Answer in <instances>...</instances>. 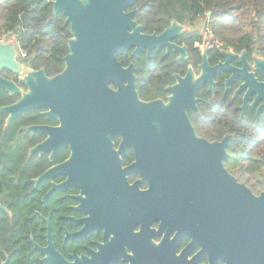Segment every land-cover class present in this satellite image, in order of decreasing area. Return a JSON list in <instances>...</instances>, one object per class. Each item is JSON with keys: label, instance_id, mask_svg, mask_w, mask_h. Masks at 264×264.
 Here are the masks:
<instances>
[{"label": "flooded vegetation", "instance_id": "1", "mask_svg": "<svg viewBox=\"0 0 264 264\" xmlns=\"http://www.w3.org/2000/svg\"><path fill=\"white\" fill-rule=\"evenodd\" d=\"M135 10L137 22L139 9L131 7L127 12ZM171 24L152 33L141 25L142 33L161 36ZM179 26L180 32L169 43L184 53L156 47L151 56L148 48L137 55L135 48L117 54V59L120 54L125 59L126 53L142 55L139 63L127 66L118 59L124 68L135 66L139 99L168 104L173 97L170 89L180 85L179 79L185 80L190 72L194 83L202 76L205 61L209 68L226 65L211 75L212 88L210 79L198 88L197 111L186 107L196 135L210 143L230 136L228 154L241 131L264 134V100L256 101L258 93L249 89L252 83L264 84V73L256 68V60L264 58L247 50L237 52L220 42L203 47L196 42L191 47L189 27ZM1 43L8 41L2 39ZM18 74L0 71L3 78L19 85L24 79L20 81ZM189 83L190 78L183 84L182 93L190 90ZM245 83L251 85L242 88ZM110 87L117 90L115 84ZM32 112L56 121L32 126H59L57 119L44 115L46 109ZM5 116L3 131L16 120L8 123ZM13 130L12 143L0 145V264H264V234L260 240L253 224L245 231L243 226L234 229L226 223L218 233L197 237L179 232L173 222L164 219L160 199L146 194L153 160L138 158L132 146L124 145L120 151L122 135L116 136L113 152L106 143L96 142L93 155L79 159V166L73 168L76 173L95 174L94 197L88 199L81 187L69 183L64 164L72 157L70 146L37 152L47 136L25 129L32 137L28 149L21 151L19 129L15 125ZM46 174L51 177L37 183ZM239 183L256 196L264 192V185L260 192H254L251 186Z\"/></svg>", "mask_w": 264, "mask_h": 264}, {"label": "water", "instance_id": "2", "mask_svg": "<svg viewBox=\"0 0 264 264\" xmlns=\"http://www.w3.org/2000/svg\"><path fill=\"white\" fill-rule=\"evenodd\" d=\"M134 2L52 0L54 14H63L70 27L65 70L53 78H48L43 69L28 70L17 60V45L1 43L0 71L26 72L23 84L27 90L0 75V89L20 96L15 104L0 108V114L7 115L9 123L29 111L46 109V117L57 119V127L32 126L26 131L47 136L35 149L37 152L70 146L72 157L64 166L69 183L81 187L85 198L94 197L91 193L95 192V174L76 173L73 168L79 166L77 161L90 157L96 142L106 143L113 152L116 136L122 135L120 151L132 146L138 158L153 160L146 194L160 199L164 219L173 222L179 232L198 237L218 233L226 223L234 229L243 226L245 231L253 224L261 240L264 192L254 195L227 170L226 150L231 137L212 143L199 138L186 113V107L197 111L196 93L201 84L227 66L209 68L205 61L203 74L194 83L190 72L185 80L179 79L180 85L170 89L173 97L168 104L142 102L136 91L135 66L124 68L117 54L130 48H135L134 55L148 48V56L156 47L182 53L184 49L169 43L181 30L176 22L161 36L144 35L143 27L134 20L138 10L127 12ZM256 68L264 73V60L257 59ZM188 78L190 90L182 93ZM210 82L212 88L213 79ZM248 85L251 84L245 83L242 88ZM252 85L249 89L258 93L256 101L264 100V84ZM99 137L105 141L95 139ZM49 177L50 174L43 175L37 183Z\"/></svg>", "mask_w": 264, "mask_h": 264}, {"label": "trees", "instance_id": "3", "mask_svg": "<svg viewBox=\"0 0 264 264\" xmlns=\"http://www.w3.org/2000/svg\"><path fill=\"white\" fill-rule=\"evenodd\" d=\"M132 8L139 9L136 20L149 33L161 31L173 22L193 28L201 19H207L216 39L227 48L237 52L247 50L264 58V0H135ZM53 9L52 0H0V41L14 37L19 51L26 54L24 59L20 57V62L31 71L43 69L48 78L65 70L64 59L69 54L71 39L66 17L54 14ZM187 40L192 47L201 37L191 31ZM120 55L118 59L124 66L139 63L142 56L126 53L122 59ZM19 86L25 88L23 83ZM19 99L0 90V108L13 105ZM5 117L0 114V145L12 143L16 125L21 151L28 149L32 137L26 128L56 123L39 112L29 111L3 131ZM228 154L225 166L229 172L254 192H260L264 185V134L241 131Z\"/></svg>", "mask_w": 264, "mask_h": 264}, {"label": "built area", "instance_id": "4", "mask_svg": "<svg viewBox=\"0 0 264 264\" xmlns=\"http://www.w3.org/2000/svg\"><path fill=\"white\" fill-rule=\"evenodd\" d=\"M200 37H201V41L198 42V44H197L200 47L209 46V45L219 43V41L216 39L208 21L205 23L204 31ZM19 53H20V57H22L23 59L26 57V54H24L22 51H19ZM25 76H26V72H21L18 74V79L20 81H22L25 78Z\"/></svg>", "mask_w": 264, "mask_h": 264}, {"label": "rangeland", "instance_id": "5", "mask_svg": "<svg viewBox=\"0 0 264 264\" xmlns=\"http://www.w3.org/2000/svg\"><path fill=\"white\" fill-rule=\"evenodd\" d=\"M208 20L207 19H201L200 23L196 26V27H193V28H188V31L189 32H198V34L201 36L203 31H204V25L205 23L207 22ZM6 39L8 42H14V37H10L9 39L8 38H4ZM16 44V43H15ZM20 53H19V57H17V60L20 62ZM22 59V57H21Z\"/></svg>", "mask_w": 264, "mask_h": 264}]
</instances>
